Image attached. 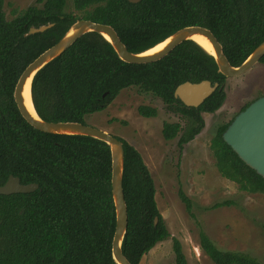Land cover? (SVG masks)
<instances>
[{
	"label": "trees",
	"instance_id": "obj_1",
	"mask_svg": "<svg viewBox=\"0 0 264 264\" xmlns=\"http://www.w3.org/2000/svg\"><path fill=\"white\" fill-rule=\"evenodd\" d=\"M69 2L82 16L66 12ZM14 13L8 20L5 1L0 0V185L13 175L39 189L0 196V264H117L109 145L87 136L47 134L28 124L14 100L20 76L81 19L113 27L134 54L156 47L183 28L204 27L221 43L230 64L240 67L264 42V0H37ZM49 24L54 27L27 35L31 28ZM227 79L215 58L194 41L180 44L157 62L129 64L102 35L88 33L35 76L32 100L44 121L87 125L88 116L106 110L123 90L138 88L188 120L184 132L180 123H165L162 130L168 141L179 137L183 149L204 129L203 114H214L224 105ZM202 81L218 83L219 88L199 108L175 97L181 84ZM138 112L146 118L158 115L150 106H140ZM231 123L221 126L212 139L216 168L240 191L264 194V179L223 140ZM119 140L125 152L123 187L129 214L122 250L131 264H141L171 235L148 166L133 146ZM180 198L192 211L191 199L182 191ZM232 205L230 200L215 207ZM200 247L214 264H264L248 253L219 249L204 233ZM173 249L176 264H189L179 240L173 239Z\"/></svg>",
	"mask_w": 264,
	"mask_h": 264
},
{
	"label": "rangeland",
	"instance_id": "obj_2",
	"mask_svg": "<svg viewBox=\"0 0 264 264\" xmlns=\"http://www.w3.org/2000/svg\"><path fill=\"white\" fill-rule=\"evenodd\" d=\"M8 20L14 19L37 0H4ZM67 13L82 16L69 2ZM227 99L214 114L204 113L205 127L193 141L181 149L179 137L166 140L165 123H180L183 132L188 120L171 111L158 97L138 88L123 90L99 113L86 118L89 126L101 129L128 142L143 157L156 184V200L171 237L158 244L141 264H176L173 239L181 242L189 264H214L200 247L204 233L219 249L245 252L264 263V194H249L223 178L216 168L211 151L212 139L218 129L233 121L243 108L264 96V64L256 65L246 74L228 78ZM140 106L158 110L155 118L139 114ZM182 134V133H181ZM184 192L193 202L189 212L180 198ZM228 207H215L224 201Z\"/></svg>",
	"mask_w": 264,
	"mask_h": 264
},
{
	"label": "water",
	"instance_id": "obj_3",
	"mask_svg": "<svg viewBox=\"0 0 264 264\" xmlns=\"http://www.w3.org/2000/svg\"><path fill=\"white\" fill-rule=\"evenodd\" d=\"M128 1L137 4L142 0ZM52 27H54V24L44 25L39 28L33 27L27 35L44 33ZM88 33L102 35L112 44L119 57L129 64H150L157 62L169 55L180 44L186 41H193L191 38L194 35H202L213 45L215 55L212 56L215 58L219 72L227 78L242 76L260 64L264 58V42L254 50L240 67H233L216 36L212 31L204 27L190 26L183 28L164 41L169 40L168 44L162 50L154 54L144 55L149 50L140 54L131 53L113 27L81 19L71 27L56 45L46 50L29 64L20 76L15 88L14 100L21 116L28 124L47 134L87 136L101 140L109 145L112 155V193L117 216L112 251L117 264H131L122 250L129 223L128 206L123 187L125 158L123 142L108 132L82 123L44 121L38 115L35 107V115L30 113L23 98V90L27 82L31 79L33 83L35 76L45 66L61 56L78 39ZM218 88V83L212 84L210 81H202L200 83L186 82L177 87L175 97L181 100L187 107L199 108ZM223 140L249 168L264 179V96L252 102L244 111L235 117L224 132ZM38 189V184H22L20 178L11 175L4 185H0V196L29 194ZM157 222L158 219H156Z\"/></svg>",
	"mask_w": 264,
	"mask_h": 264
},
{
	"label": "bare ground",
	"instance_id": "obj_4",
	"mask_svg": "<svg viewBox=\"0 0 264 264\" xmlns=\"http://www.w3.org/2000/svg\"><path fill=\"white\" fill-rule=\"evenodd\" d=\"M191 39L196 44L201 46L204 50H206L209 54L215 55L214 47L208 41V39H206V37H204L202 35H194ZM168 42H169V40L157 45L156 47H154L151 50H149L148 52H146L144 55H150V54H154L156 52H159L168 44ZM31 83H32V81L30 79L27 82V84L25 85L24 90H23V98H24V102H25L27 109L30 111V113L35 115L34 106H33V102H32V95H31Z\"/></svg>",
	"mask_w": 264,
	"mask_h": 264
}]
</instances>
